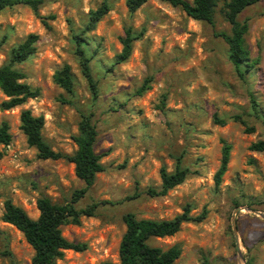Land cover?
Instances as JSON below:
<instances>
[{
    "label": "rangeland",
    "instance_id": "obj_1",
    "mask_svg": "<svg viewBox=\"0 0 264 264\" xmlns=\"http://www.w3.org/2000/svg\"><path fill=\"white\" fill-rule=\"evenodd\" d=\"M101 1L43 0L38 15L24 5L0 11V66L29 34L38 35L35 52L13 65L38 95L3 109L7 98L0 90V124L6 122L11 134L8 145L0 144V252L10 253L0 255V264H31L33 255L22 233L1 220L5 200L35 219L39 197L64 203L84 186L72 163L40 159L27 144L19 128L24 109L43 116L44 141L66 154L76 148L71 137L80 113L90 114L97 131L94 148L102 154L104 169L77 207L102 204L79 225L61 227L64 238L86 249L66 250L56 264L117 262L124 213L171 219L186 205L191 215L205 210L206 217L184 223L175 235L151 240V245H178L176 264H264V151L249 149L264 139V0L239 15L248 23L250 57L258 58L243 77L229 61L227 45L214 35L229 30L221 2L212 27L168 0H147L132 14L125 0H109L108 13L94 30L82 33L88 12ZM128 28L137 39L129 58L115 64ZM75 35L83 39L95 95L82 74ZM63 65L72 73L71 93L53 81ZM144 81L149 88L137 95ZM221 140L231 149L227 170L216 184ZM179 157L188 170L186 179L163 196H149V189L160 186V168L173 171Z\"/></svg>",
    "mask_w": 264,
    "mask_h": 264
},
{
    "label": "trees",
    "instance_id": "obj_2",
    "mask_svg": "<svg viewBox=\"0 0 264 264\" xmlns=\"http://www.w3.org/2000/svg\"><path fill=\"white\" fill-rule=\"evenodd\" d=\"M147 0H125V5L130 14L136 12ZM172 5L178 6L191 19L201 21L215 27L214 15L219 3H222L221 13L229 25L228 32H214L220 37L228 48V59L233 65L237 75L243 77L258 64V58L251 59L245 35L248 32L247 21L241 22L239 15L244 9L256 4L259 0H168ZM43 0H0V11L16 5L28 6L35 15H38L39 7ZM109 0H102L100 5L88 12L87 23L82 33L94 30L96 24L108 13ZM46 26V22L42 21ZM77 55L80 57V66L92 93L96 94L95 83L92 80L88 59L83 56L81 45L83 39L75 35ZM137 39L131 29H126L120 37L121 51L114 56V63L125 62L132 52V43ZM38 35L29 34L27 38L11 51L8 63L0 66V90L6 96L2 102L3 109H10L23 105L28 99L38 95L36 89H32L23 81L24 74L13 68L15 63L25 61L35 52V43ZM53 81L71 93L73 78L70 67L63 65L53 75ZM141 85L137 95L142 94L149 87ZM20 130L26 138L29 146L34 147L40 159H65L74 166V174L84 186L74 190L68 201L55 203L47 196H41L36 200L38 209L37 218H31L21 207L7 199L3 204L1 220L20 231L32 248L31 264H56L63 257L64 251L72 250L81 252L86 245L80 242L68 241L62 236L61 227L72 224L79 225L84 217H92L102 202H92L85 207L78 208L77 203L84 197L88 189L93 185L96 175L103 171L101 163L102 154L95 151L97 131L90 114L80 113L77 133L71 137L75 144V150L70 153L54 151L43 139V116H35L30 110L20 112ZM221 124L224 122L219 121ZM248 132L251 129H246ZM11 142L9 125L6 122L0 124V144L8 145ZM220 165L215 173V182L218 184L222 175L227 170L230 156V145L221 140ZM249 149L255 152L264 151V139L250 144ZM188 170L181 167V159L176 158L173 171L169 172L161 167L159 177L161 180L157 190L149 189V196H163L175 186L181 184L187 177ZM206 217L203 210L199 215L190 214V208L186 205L182 212L171 219L138 218L133 212H126L122 216L125 230L118 244L117 262L105 261L103 264H176L180 256V247L173 245L168 248L153 246L151 240L162 239L175 235L184 223L201 222ZM10 255L9 251L0 252V255ZM10 264H17L14 260Z\"/></svg>",
    "mask_w": 264,
    "mask_h": 264
},
{
    "label": "water",
    "instance_id": "obj_3",
    "mask_svg": "<svg viewBox=\"0 0 264 264\" xmlns=\"http://www.w3.org/2000/svg\"><path fill=\"white\" fill-rule=\"evenodd\" d=\"M238 209V208H237ZM264 217V216H263ZM237 248H238V246H237Z\"/></svg>",
    "mask_w": 264,
    "mask_h": 264
}]
</instances>
